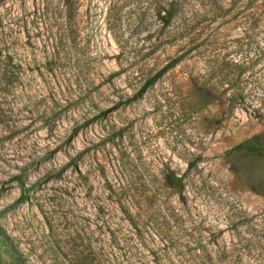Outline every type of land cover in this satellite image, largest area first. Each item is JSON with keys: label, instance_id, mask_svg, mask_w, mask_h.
Instances as JSON below:
<instances>
[{"label": "rangeland", "instance_id": "obj_1", "mask_svg": "<svg viewBox=\"0 0 264 264\" xmlns=\"http://www.w3.org/2000/svg\"><path fill=\"white\" fill-rule=\"evenodd\" d=\"M212 1L0 0V264H264V152L228 154L264 140V0ZM199 52L246 56V103Z\"/></svg>", "mask_w": 264, "mask_h": 264}, {"label": "trees", "instance_id": "obj_2", "mask_svg": "<svg viewBox=\"0 0 264 264\" xmlns=\"http://www.w3.org/2000/svg\"><path fill=\"white\" fill-rule=\"evenodd\" d=\"M216 5L217 10L221 11V7L218 5V2L213 0L212 4ZM207 10V8L205 7ZM206 13H210L206 11ZM211 15L215 16L216 14L211 11ZM188 52H184L183 54L179 55L173 61H171L164 70L171 68L177 63L182 57H184ZM201 57H205V62L207 63V67L205 68L206 75L208 76V80L215 79L218 80V85L214 87L204 88V85L201 84L199 87L200 91L207 92L211 100H216L221 97H225L229 108H234L240 106L247 102L246 94H245V82L248 81V77L244 76L245 71L249 68L250 62L246 60V56L243 59L238 60L236 62L232 60H227L223 62H219L214 57L212 52H208V56H205V52H199ZM162 72H158L151 78H147L144 85L141 87L138 94L144 92L152 82L161 75ZM137 94V95H138ZM264 152V140H261L259 137H252L249 139L244 140L237 146L231 148L228 151L229 155H236L240 153H255V152ZM173 185L171 187L179 188L181 183L179 180H176V184H169ZM20 201L24 200V196L19 198Z\"/></svg>", "mask_w": 264, "mask_h": 264}]
</instances>
